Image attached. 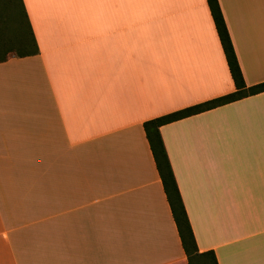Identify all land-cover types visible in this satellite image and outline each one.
Listing matches in <instances>:
<instances>
[{
    "label": "crops",
    "instance_id": "obj_1",
    "mask_svg": "<svg viewBox=\"0 0 264 264\" xmlns=\"http://www.w3.org/2000/svg\"><path fill=\"white\" fill-rule=\"evenodd\" d=\"M22 2L38 53L0 61V162L81 168L32 189L62 201L0 187V264H188L143 123L235 89L207 1ZM218 3L245 83L264 81V0ZM159 132L198 250L264 264V91Z\"/></svg>",
    "mask_w": 264,
    "mask_h": 264
},
{
    "label": "trees",
    "instance_id": "obj_2",
    "mask_svg": "<svg viewBox=\"0 0 264 264\" xmlns=\"http://www.w3.org/2000/svg\"><path fill=\"white\" fill-rule=\"evenodd\" d=\"M206 1L226 58L231 77L234 82L235 89L229 93L203 101L201 103L151 118L144 121L143 123L146 138L148 139L150 148L152 150L156 168L161 178L162 186L166 194L172 216L176 223L178 234L182 243V247L185 251L188 264L218 263L212 250L199 251L196 246V241L192 233V229L188 221V217L184 209L170 163L168 161L165 147L160 136L159 126L185 116L264 91V81L253 85H247L245 83L218 0ZM16 2L17 5L15 9L21 16V20L17 21L19 24L18 33L13 42L7 45L6 51L3 54H0V61L5 60L10 54L21 57L38 53V48L23 6V2L22 0H16Z\"/></svg>",
    "mask_w": 264,
    "mask_h": 264
},
{
    "label": "rangeland",
    "instance_id": "obj_3",
    "mask_svg": "<svg viewBox=\"0 0 264 264\" xmlns=\"http://www.w3.org/2000/svg\"><path fill=\"white\" fill-rule=\"evenodd\" d=\"M16 5V0H0V54L6 51L7 45L13 42L18 33L19 24L17 21L21 20V16L15 9ZM62 151L63 149L58 147L56 157ZM80 168L79 164L62 160L60 156L47 162H0V187L3 189L4 197L8 193V200L12 203L62 201L65 195H56V193L36 194L33 193V190L46 189L45 191H52L48 187L75 186L74 183H71V179L69 182H65L68 179L56 177L55 173ZM29 189H33L31 194H23ZM26 212H28L26 209L10 210L11 215L17 213L23 215Z\"/></svg>",
    "mask_w": 264,
    "mask_h": 264
}]
</instances>
